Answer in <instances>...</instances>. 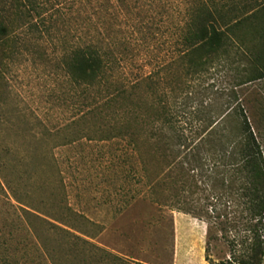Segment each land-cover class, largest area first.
Returning a JSON list of instances; mask_svg holds the SVG:
<instances>
[{
	"label": "trees",
	"instance_id": "1",
	"mask_svg": "<svg viewBox=\"0 0 264 264\" xmlns=\"http://www.w3.org/2000/svg\"><path fill=\"white\" fill-rule=\"evenodd\" d=\"M56 8L69 13L57 11L58 21L70 25L62 64L74 115L53 135L57 149L84 140L115 145L145 199L207 224L206 262L262 264L264 97L256 86L264 82V0H0V66L18 56V45L42 40L41 28L50 36ZM17 31H25L23 43L13 40ZM161 40L170 63L134 74L137 58ZM221 73L232 76L231 89L202 85ZM198 92L211 96L207 107ZM151 143L161 160L154 173ZM36 151L20 163L37 159ZM17 155L11 144L0 149V172ZM58 224L56 232L72 235L62 228L71 229L67 222ZM215 235L229 249L218 263L209 255ZM85 244L93 250L87 264H98L97 252L99 264H130ZM13 261L0 254V264Z\"/></svg>",
	"mask_w": 264,
	"mask_h": 264
},
{
	"label": "rangeland",
	"instance_id": "2",
	"mask_svg": "<svg viewBox=\"0 0 264 264\" xmlns=\"http://www.w3.org/2000/svg\"><path fill=\"white\" fill-rule=\"evenodd\" d=\"M57 11L65 18L69 14L65 8L53 11L50 36L41 28L42 40L18 45V56L0 66V149L11 144L22 154L12 157L13 167L0 172V254L15 257L11 264H87L93 251L88 242L130 264H210L205 259L207 224L145 199L147 191L131 183L115 145L84 140L57 149L53 135L74 118L62 64L70 25L58 21ZM25 37V31L12 35L21 43ZM163 41L152 46L145 58H137L134 74L153 73L170 63L171 50ZM204 81L205 88L219 89H231L233 83L225 73ZM256 89L264 97V82ZM197 98L204 107L210 104L211 96L205 93L198 92ZM203 122L209 124V119ZM8 126L23 132L20 136L7 132ZM36 148L37 159L20 163ZM148 148L154 173L161 160L154 158L153 145ZM139 190L140 198L130 202ZM25 211L40 219L28 217ZM54 220L67 222L71 229L62 228L72 235L56 232L52 225L59 224ZM215 236L218 241L209 247V255L218 263L229 257V249L221 235ZM96 257L99 264L101 253Z\"/></svg>",
	"mask_w": 264,
	"mask_h": 264
}]
</instances>
